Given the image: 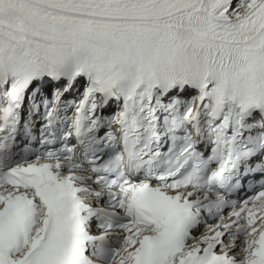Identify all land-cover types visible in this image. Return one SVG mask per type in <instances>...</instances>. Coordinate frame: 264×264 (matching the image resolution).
<instances>
[{
    "label": "snow or ice",
    "instance_id": "snow-or-ice-1",
    "mask_svg": "<svg viewBox=\"0 0 264 264\" xmlns=\"http://www.w3.org/2000/svg\"><path fill=\"white\" fill-rule=\"evenodd\" d=\"M0 264H264V0H0Z\"/></svg>",
    "mask_w": 264,
    "mask_h": 264
}]
</instances>
